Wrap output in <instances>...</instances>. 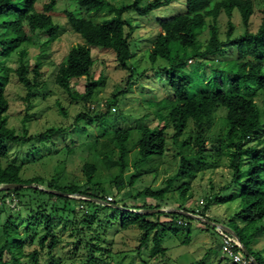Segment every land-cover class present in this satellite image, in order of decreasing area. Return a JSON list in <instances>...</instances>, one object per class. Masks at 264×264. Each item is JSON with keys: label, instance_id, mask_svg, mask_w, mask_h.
Wrapping results in <instances>:
<instances>
[{"label": "rangeland", "instance_id": "rangeland-1", "mask_svg": "<svg viewBox=\"0 0 264 264\" xmlns=\"http://www.w3.org/2000/svg\"><path fill=\"white\" fill-rule=\"evenodd\" d=\"M50 0H40V4ZM255 1V12L252 17L250 31L257 32L263 18L264 3ZM120 7L132 5L136 2L142 8L154 0H110ZM41 9V6L39 7ZM65 10L79 11L74 0H58L55 9V22L60 26L58 38L48 42L44 34L38 39L25 44L19 51L8 57H2L1 63L10 68L20 67L22 51H26L23 62L30 70V78H35L34 66L41 62V83L34 92V97L27 99L28 91L13 71L9 76L6 96L10 103L7 114L8 127L20 136L36 137L51 128L63 129L66 132L54 136L48 143H28L11 145L9 158L3 161L6 166L10 163L23 165L21 179L31 180L42 178L47 183L55 181L62 188L79 187L81 192H91L93 185L106 186L108 198H113V205L106 209L103 202H95L94 206L81 205L75 200H90L78 194L66 196L70 199L60 200L47 196H40L30 190L23 192V199H19L7 192L0 193V246L5 236L4 227L13 217V230L10 241L23 240L26 245L24 254L39 250V240L45 232V215L55 217L54 226L58 235L56 256L59 264H88L89 245L93 241L99 243L95 264H193L202 261L204 264H231L221 253V240L216 229L202 221L191 222V242L183 245L180 237L171 232L162 234L161 245L167 249L165 255L152 256L155 244L154 233L151 234L146 245L142 246L143 232L137 226L125 230L121 228V214L112 208L121 207L131 211L152 209H188L189 213L207 218L212 222L229 221L241 207L240 191L242 185H236L230 160L220 159L218 169L202 172L192 178L179 179L171 188L169 199L164 201L140 197L147 189L155 192L165 189L167 181L179 173L181 167V143L189 139L193 131L190 121L184 135L176 143L175 131L169 127L164 130L167 139L164 154L153 158L145 166L139 165L137 146L130 153L125 169H122L120 150L115 145V133L119 130H133L131 142L137 144L139 131L142 127L161 129L162 123L157 117L162 100L170 98L165 86V80L160 71L165 67L163 61L156 65L150 62L152 45L149 43L159 33L158 19L166 20L186 12L184 2L172 0L170 4L154 11L148 16H140L134 10L127 12L124 19L128 20L134 31L131 35L134 58L131 60L133 71L120 67L116 55L110 50L92 48L95 63L91 71V79L100 81L96 92L89 103L76 101L56 83V77L64 59L70 51L85 40L74 32ZM85 15L100 23L111 15L108 11ZM210 20V19H209ZM235 26L234 37L242 35L246 28L240 14L235 12L232 19ZM229 17L223 13L218 21L220 38L225 43L231 59H238L239 54L230 43H226ZM130 33L131 29H127ZM209 38L208 32L200 35L204 46ZM48 42V43H47ZM211 62L191 57L186 62V70L197 78L193 85L192 94L213 90L210 86L215 79L214 70L221 66L224 59L218 57ZM90 79V80H91ZM213 79V80H212ZM88 78L72 82L75 91L83 92ZM249 96L257 94V102L263 101L259 85L250 81ZM217 118H223L227 112L219 109ZM83 116L77 122L79 116ZM220 127L214 133L220 131ZM27 133V134H26ZM264 137V129L261 131ZM254 139V136L250 141ZM250 143V147L254 146ZM209 152L215 153L219 149L216 141L208 144ZM250 149V148H249ZM39 150V151H37ZM203 157L205 154L202 155ZM92 164L96 167L93 184H88L84 174V166ZM246 163L244 169H246ZM141 171L142 176L131 185L132 177ZM121 178L125 182V189L119 193L114 181ZM184 187L187 198L181 195ZM229 187L228 191H224ZM93 194L103 196V192L94 191ZM225 202L219 204L217 197ZM218 197V198H220ZM232 198V199H231ZM208 202L205 210L201 208V201ZM109 206V205H108ZM226 219V220H225ZM173 218L161 217V222L169 229ZM181 221V220H180ZM103 222V223H102ZM242 225V224H241ZM264 226V222L259 223ZM32 227L30 230L28 229ZM181 233L187 229L179 227ZM254 244L264 251V232L255 236L251 251L256 257L259 255ZM264 256V254H262ZM50 257L42 252L40 264H50ZM24 264H33L28 258H22ZM1 264V263H0Z\"/></svg>", "mask_w": 264, "mask_h": 264}, {"label": "trees", "instance_id": "trees-1", "mask_svg": "<svg viewBox=\"0 0 264 264\" xmlns=\"http://www.w3.org/2000/svg\"><path fill=\"white\" fill-rule=\"evenodd\" d=\"M74 1L79 6V11L65 10L63 14L74 32L85 40V44L72 49L64 59L58 71L56 83L73 100L89 103L100 83L91 79V71L95 63L92 48L99 47L114 52L120 67L133 71L131 60L134 58V53L131 35L134 28L128 20L124 19V15L134 10L140 16H148L170 4L172 0H154L145 8H142L138 2L118 7L110 0ZM181 1L185 4L186 12L166 20L158 19L159 33L149 42L152 45L150 62L153 65L159 61L166 64L160 71V76L165 80L170 98L162 100L163 104L157 111V117L162 123L161 129L142 127L137 144L130 141L133 130H119L115 133L114 140L116 148L121 153L122 169H125L127 159L135 146L138 147L136 151L140 156L138 163L145 166L153 158L164 154L167 144L164 135L166 128L171 127L176 132L174 139L178 143L189 122L192 121L194 126L192 134L188 140L181 143L182 159L179 173L167 181L165 189L157 192L147 189L140 194V197L162 201L169 199L171 197L169 192L177 180L192 178L202 172L218 169L220 159L229 158L235 184L242 185L239 195L242 205L234 218L230 219L229 222L232 224L230 227L238 234L241 242L258 264H264V256L259 253L256 257L251 251L255 236L264 232V226L259 225L264 222V137L261 135L264 129V12L258 31L252 32L250 26L255 12L254 0ZM259 1L264 3V0ZM39 4L40 0H0V185L23 183L45 186L46 183L42 178L21 179L23 165L10 163L4 166L3 161L9 158L11 145H24L35 141L48 143L54 136L66 132L63 129L51 128L36 137L27 138L8 127L7 114L10 103L6 91L10 73L14 71L25 86L28 91V100L34 97L43 73L42 64L38 62L33 68L35 78H30V70L23 62L26 51L21 53L20 67L10 68L3 65L2 57H8L19 51L34 37L38 39L41 33L47 37L48 42L55 41L60 31V26L54 20L58 0ZM105 10L111 17L100 23L85 15V13L92 14ZM235 12L240 14L246 28L245 32L238 37H234L235 26L232 21ZM223 13L229 17L226 43H230L237 50L238 59L229 57V51L226 50L225 43L220 38L218 21ZM128 28L131 29L130 33L127 32ZM206 31L209 38L203 49L199 37ZM191 57L207 62L213 59L219 61L218 57L224 59L221 66L213 71L215 79H212L210 84L213 90L192 94L193 85L198 80L186 70V62ZM84 77L89 79L84 91H75L72 82ZM250 81L259 85L263 97L261 103L257 102V94L249 96L246 93L250 89ZM219 109L227 112L226 116L220 119L216 117ZM82 117L80 115L76 123L80 122ZM217 127L221 129L216 134L214 130ZM253 136L254 139L250 141ZM211 141L219 144V149L215 153L208 150L207 146ZM251 142L255 145L250 147ZM203 154H205L204 157ZM245 163L246 169H244ZM95 173V165L84 166L88 184H93ZM140 176H142L141 171L132 177L131 185H134ZM113 185L117 187L119 193L126 187L121 178H117ZM47 186L48 189L63 194H78L90 198V200H75L81 205L94 206L96 204L94 200L107 202V188L101 184L93 185L89 193L81 192L76 186L62 188L55 181L47 183ZM28 190L40 196L70 201L66 196L40 189L22 188L3 192L23 199V192ZM228 190L229 187L224 189V191ZM94 191H101L104 195L93 194ZM180 191L181 195L187 198L186 189L182 187ZM218 197L216 200L219 204L225 202L222 197ZM112 205L113 203L106 209H110ZM112 209L121 214V228L127 230L137 226L144 233L141 240L142 246L147 244L151 234L154 233L155 247L152 252L154 257L159 254L165 255L167 252V249L161 245L162 234L171 232L174 236L180 237L183 245H189L191 242L190 228L194 220L190 217L179 213L142 215L126 208ZM184 211L190 212L188 209ZM166 215L173 218L169 229L161 222V217ZM44 218L45 232L39 240L40 249L26 255L23 252L26 245L23 240L10 241L14 218L9 217L0 246L1 264H24L23 257L30 259L33 264H40L42 252H46L50 257V264H59L60 261L56 256L59 240L54 226L56 218L49 215H45ZM180 220L183 221L182 224L179 223ZM179 227L187 229V232L181 233ZM31 228L29 226L28 229ZM94 240L96 239L93 238L89 245L88 264H95L94 262L98 259L96 252L100 246L97 243L99 240L93 243ZM193 264L204 263L199 261Z\"/></svg>", "mask_w": 264, "mask_h": 264}, {"label": "water", "instance_id": "water-1", "mask_svg": "<svg viewBox=\"0 0 264 264\" xmlns=\"http://www.w3.org/2000/svg\"><path fill=\"white\" fill-rule=\"evenodd\" d=\"M22 188L40 189V190L47 191V192L53 193V194H58V195H61V196H70L69 194H63V193L55 191V190L46 189L44 187H39L36 184L27 185V184H23V183H21V184L18 183V184H3V185H0V192L12 191V190L22 189ZM88 199H90V198H88ZM94 201L100 202V200H94ZM103 203L108 206V203H106V202H103ZM116 208L124 210V208H121V207L120 208L116 207ZM129 211H131V210H129ZM132 212H135V213H138V214H142V215H152V214H159V213H166V214L179 213V214L184 215L186 217H190V218H192L194 220L202 221L203 223H206V224H208V225H210V226H212L214 228L220 227V228L232 233L234 236L238 237V234L232 228L226 227L224 225H221V224H218V223H215V222H212V221H210L207 218H203V217L194 215V214L186 212V211H184L182 209H152V210H141V211H132ZM243 251L248 257L252 258L255 261L256 264H258V262L253 258V256L250 254L249 250L245 246L243 247Z\"/></svg>", "mask_w": 264, "mask_h": 264}, {"label": "built area", "instance_id": "built-area-1", "mask_svg": "<svg viewBox=\"0 0 264 264\" xmlns=\"http://www.w3.org/2000/svg\"><path fill=\"white\" fill-rule=\"evenodd\" d=\"M113 201L114 199L111 197L107 199L106 203H108V205H111ZM208 202H205L204 199L201 201L200 204L203 210L207 208ZM179 223L182 224L183 221H179ZM218 224L224 225L226 227H230L226 223H223V224L218 223ZM215 229L221 240V253L224 257H226L231 262V264H256L252 258L248 257L244 253L243 251L244 245L241 242L239 237L234 236L232 233L220 227H216Z\"/></svg>", "mask_w": 264, "mask_h": 264}, {"label": "crops", "instance_id": "crops-1", "mask_svg": "<svg viewBox=\"0 0 264 264\" xmlns=\"http://www.w3.org/2000/svg\"><path fill=\"white\" fill-rule=\"evenodd\" d=\"M226 220V219H225ZM219 223H225V222H219ZM254 249L257 251V252H259V253H261V254H264V251H263V248L262 249H260L259 248V246L256 244H254Z\"/></svg>", "mask_w": 264, "mask_h": 264}]
</instances>
